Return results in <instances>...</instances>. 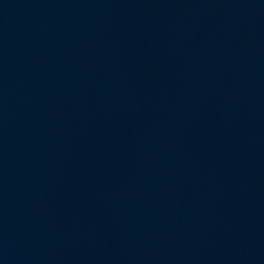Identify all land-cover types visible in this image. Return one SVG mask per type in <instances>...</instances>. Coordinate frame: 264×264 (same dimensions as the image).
Instances as JSON below:
<instances>
[{
  "label": "water",
  "instance_id": "1",
  "mask_svg": "<svg viewBox=\"0 0 264 264\" xmlns=\"http://www.w3.org/2000/svg\"><path fill=\"white\" fill-rule=\"evenodd\" d=\"M0 264H264V0H0Z\"/></svg>",
  "mask_w": 264,
  "mask_h": 264
}]
</instances>
